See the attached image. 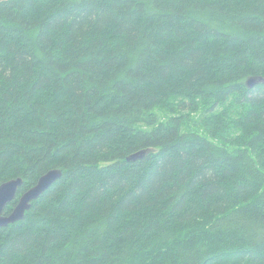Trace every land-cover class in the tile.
Instances as JSON below:
<instances>
[{
  "label": "trees",
  "instance_id": "1",
  "mask_svg": "<svg viewBox=\"0 0 264 264\" xmlns=\"http://www.w3.org/2000/svg\"><path fill=\"white\" fill-rule=\"evenodd\" d=\"M252 76L264 0H0V264H264Z\"/></svg>",
  "mask_w": 264,
  "mask_h": 264
},
{
  "label": "water",
  "instance_id": "2",
  "mask_svg": "<svg viewBox=\"0 0 264 264\" xmlns=\"http://www.w3.org/2000/svg\"><path fill=\"white\" fill-rule=\"evenodd\" d=\"M264 81L262 76H252L247 80V85L253 87L259 82ZM148 150H141L128 156V160L142 158ZM63 175L60 168H52L39 177L37 182L26 190L18 198L19 190L24 180L22 177L13 178L0 184V227H7L25 218L26 212L30 210L33 202L44 192L54 185ZM18 198L13 210L6 214L5 209L8 204Z\"/></svg>",
  "mask_w": 264,
  "mask_h": 264
}]
</instances>
